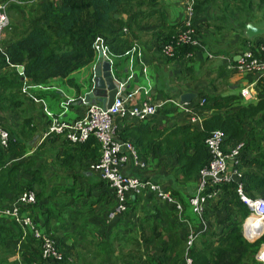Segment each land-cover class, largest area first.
I'll return each mask as SVG.
<instances>
[{"label":"trees","instance_id":"1","mask_svg":"<svg viewBox=\"0 0 264 264\" xmlns=\"http://www.w3.org/2000/svg\"><path fill=\"white\" fill-rule=\"evenodd\" d=\"M5 1L8 0H0V3ZM21 1L24 3L11 1L8 13L13 17V13L21 14V11H24L22 23L16 24L11 18L10 24L5 28V36L0 40V114H16L19 109H24L27 99L22 92L23 86L29 87L28 91L41 100L39 102H44L46 94L51 93L48 88L52 87V82L56 80H65L78 90V84L70 75L94 62V41L97 37L104 40L110 56L119 60L127 58L124 56L125 52L132 48L134 40L144 32L153 31L161 49L164 44L174 43L178 29L183 24L182 21L169 25L152 23L151 18L155 15L157 20H164L157 0H38L32 5L28 0ZM206 1L194 0V14L201 10V5ZM114 14L118 16L115 17ZM193 25L195 26L194 18ZM124 28L126 32H123ZM157 28L160 29L156 31ZM195 29L197 31L196 27ZM263 41L264 39H260L258 42ZM197 49L182 44L176 47L175 57L166 59H186L190 57L188 53L194 55ZM19 65L23 66L22 73L17 70ZM254 86L255 101L244 100L240 93L198 94V100L205 99L203 106L198 105L195 99L190 103L198 111L211 112L208 117L202 119L201 126L186 122L157 127L151 124L156 117L154 116L148 121H123L118 137L130 141L143 161L153 148L171 153L175 158L171 168L172 178L190 183L197 181L199 169L209 161L205 138L211 131L219 129L225 134V145L240 141L244 143L239 155L241 163L238 166L243 173L240 179L243 193L250 198H264V76L258 77ZM56 94L54 91L53 95ZM164 99L172 101L179 97L164 96ZM30 100L35 101L33 98ZM171 101L167 102L159 113H182ZM19 125L22 130L16 132L13 128L0 124V127L9 133L7 146L0 145V209L12 203L23 191H34L35 203L23 206L21 212L29 214L39 229L50 233L56 239L63 252V259L58 262L44 261L39 243L31 233L26 232L21 239L20 226L12 219L0 215V264H72L68 257L74 251L79 256L83 254L81 258L84 257L87 252L83 249L87 244H91L92 257L97 259V262L89 264H114L115 241L109 240L104 234H107L110 226L121 227L122 219L126 223L129 222L127 217H123L130 215L127 213L129 207L124 213L109 220L107 215L115 206L112 194V204H109L111 207L107 213L82 219L84 210H75L71 206L72 203H79L81 197H87V202L82 200L81 203L89 212L94 204L105 203L104 192L112 190L107 181L95 172L99 182L93 187H98L99 194L94 197L77 191L72 185H58L49 193L37 191L35 187L44 183V176L39 169L33 168V161L30 160L32 157L24 156L30 144V140L27 143L28 137H31L34 128L27 122H21ZM61 137L64 139L63 144L61 143L62 149L56 148L48 155H51L54 162L58 159L64 168L70 170L75 164L79 165L78 167H89L99 159L100 146L93 135L78 143H72L60 134L48 135L47 138L54 141L55 138ZM43 147H39L41 153H45L41 151ZM249 164L256 165V168L251 169ZM133 167L139 169L134 165ZM217 188V198L205 208L206 228L202 231L199 220L192 221L194 228L200 231L189 250L192 264H257L255 255L264 242V236L254 241H248L243 236L242 224L250 211L240 199L237 182L225 183ZM172 194L174 195L173 192ZM143 197L137 196L130 201L135 202L131 207L133 211L136 210L135 204L141 199L154 198L158 201L153 194ZM160 203L169 210L154 206L152 210H141L137 216L135 227L138 234L134 242L145 248L155 242L157 245L153 243L154 248L160 249L158 254L149 253L144 260L142 258L140 264H182L185 237L180 236L179 222L175 219L173 209L163 202ZM65 213L68 215L64 222L62 216ZM53 220L56 222L53 223ZM66 226L73 229L68 231ZM65 237L70 240L69 244L64 240ZM121 239L118 238L122 241ZM5 244L12 248L8 256L3 258L1 249ZM17 253L18 260H9Z\"/></svg>","mask_w":264,"mask_h":264},{"label":"built area","instance_id":"2","mask_svg":"<svg viewBox=\"0 0 264 264\" xmlns=\"http://www.w3.org/2000/svg\"><path fill=\"white\" fill-rule=\"evenodd\" d=\"M14 0H8L0 3V40L5 28L10 24L8 16L9 3ZM29 1V2H28ZM25 2L32 3L36 0H28ZM16 3L22 4L24 1L15 0ZM193 3L194 0H185L184 13L182 19V26L179 27L174 43L164 44L160 53L165 58H173L176 55V47L182 44L201 47L199 34L193 25ZM126 32V28L123 29ZM95 60L89 65L91 70L90 85L93 86V68L97 62L98 54L106 58L110 63V71L114 77L115 86L117 89L113 103L110 107H103L97 101H90L86 105L83 116L75 120H66L64 117L66 108L73 102L78 101L82 96L76 98H66L60 102L61 111L53 113L48 109L45 102H40L43 105V110L48 119L45 136L52 134H60L72 143L85 141L90 135H93L100 146V157L96 162L90 164L89 168L98 176L107 181L110 188L113 190L115 206L109 211L108 219L112 220L117 215L124 213L128 208V203L137 196L144 194H153V196L160 202H163L173 209L175 217L180 221H185L186 207L194 214L192 220L187 221L189 226L194 228L192 221L198 219L202 226V231L206 228L204 212L207 204L214 201L218 196L217 186L237 182V192L240 199L247 205L250 213L244 220V224L250 218L264 223V198L256 197L250 198L242 191L240 179L242 171L240 166L239 155L242 151L244 143L242 141L232 145H225V134L219 129H215L209 133L205 138L204 144L209 154V161L206 165L201 167L198 171V178L196 181L195 191L188 198L187 206L181 200L175 197L169 190H167L161 183L151 180L150 178L138 177L126 174L121 167L128 161H131L135 167L144 169L146 162L138 157L133 144L127 140H121L118 137L120 124L119 120L123 121H148L159 114V110L165 106L171 99H164L162 97H155L152 93L150 85L138 86L134 90H128L127 84L134 77L135 64L138 62L141 65V71L146 75V66L141 63V51L134 44L131 49L125 52L127 56V72L123 81H120L115 76V61L110 56L108 46L104 40L97 37L94 41ZM188 53V56H191ZM211 57V54H207ZM228 67L234 68L242 75H255L258 77L264 76V41L256 42L242 52H240L238 59L233 63H229ZM256 78V79H257ZM256 82V80H255ZM255 82L248 83L240 90V95L244 100L254 99L256 96ZM27 86H23L22 92L29 95L36 102L38 100L32 93L28 92ZM32 88V87H31ZM90 90H87L90 91ZM141 93L143 98L138 102H133V95ZM173 105L187 114L188 120L192 124H200L202 118L198 114V110L191 103H182L179 99L172 100ZM204 98L197 100V104L203 106ZM9 141V133L0 127V145L5 147ZM226 146V147H225ZM36 201L35 192L32 190H25L8 206L0 209V215H4L12 219L21 228L22 236L24 238L26 232H30L40 246V254L44 261L58 262L63 259V252L59 248L56 239L50 234L39 229L32 217L29 214L22 213L23 206L32 205ZM187 223V224H188ZM242 224L243 234L247 239L253 237H261V233H250L247 231L245 225ZM189 228L185 237V252L183 253L182 264H192L189 256V250L194 243L199 230ZM257 238V239H258ZM246 239V240H247ZM256 240V239H255ZM249 241V240H248ZM254 241V240H253ZM17 244V248H19ZM255 257L264 264V248L256 253ZM19 253L11 257V261L18 260Z\"/></svg>","mask_w":264,"mask_h":264},{"label":"crops","instance_id":"3","mask_svg":"<svg viewBox=\"0 0 264 264\" xmlns=\"http://www.w3.org/2000/svg\"><path fill=\"white\" fill-rule=\"evenodd\" d=\"M37 1L38 0H36L34 3H36ZM157 2L161 6V11L163 12L164 15L163 18L164 20L162 21L157 20L156 18L157 15H155L151 18L152 23H156L157 25L161 23L164 25H169L171 23L182 21L183 17L185 16L184 13L185 0H157ZM32 3H30V5H32ZM241 3L243 4L246 3V8H243ZM250 3L251 1L245 2L244 0H238V3L232 6V3L228 0H207L205 3H203V5H201V10H197L194 17L195 27L197 28L201 43H203L211 53L215 54L213 58L211 57L209 58V56H206V54H204L203 52V49L201 47H198L195 54L194 55L192 54L189 58L166 59L160 53V48L158 47V42L153 31L144 32L145 34L143 33L139 38H136L134 40V44H137V47L141 51V63L146 66L147 72L146 75L143 74L141 71V65L138 62H136L134 77L127 84L129 92L134 90L138 86L150 85L154 96L163 97V98L164 96L179 97V95L184 92H193L196 93V96L199 93L209 94V95H213V94L233 95L240 93L241 88H243L248 83L255 82L257 76L242 75L239 74L234 68L228 67L229 63L235 62L233 58L239 56L240 52H242L250 45L258 42L260 39H264V20H262L263 24L261 22L259 23V21H261V18L258 14L259 7L262 8L264 7V0H258L257 2H255L254 5L256 6H252L253 3L252 5ZM235 9L239 12L241 11V13L236 15ZM22 12L24 11H21V13ZM8 16L11 22V18L13 17L9 13ZM249 22H251L254 26L258 28H262L263 32L250 38L247 37L245 35L244 26ZM159 29L160 28H157L156 31ZM4 31L1 35V39L3 38V34L5 36ZM127 65L128 64L126 62V58L125 59L120 58L119 60H117V66L115 65L116 67L114 72L115 76L118 77L119 79L124 78L127 72ZM83 68H84L83 72H80L81 77H74L73 76L74 72L70 75V78L78 84L79 86L78 90L77 88L69 85L67 81L61 80L63 83L65 81V84L67 86L66 87L67 91L64 92L62 88H60L59 85L54 84L53 82L55 81H53L52 87L48 88V90H50L51 93L48 94L53 96V92L58 89V93H61L64 99L76 98L82 96L85 92H87V90H90L91 88L90 66H85ZM142 98L143 95L141 93L133 95V102H138ZM255 98L253 101H255ZM35 103L36 105L40 104L39 102H35ZM85 109H86L85 104H75L73 102L72 104L69 105V108H67L64 117L66 118V120L67 119H69L70 121L75 120L78 117L83 116V114L85 113ZM202 111H203L202 113L203 117H201L202 119L208 117L211 114L210 111H205V110ZM52 112L57 113L54 112V110ZM153 120L154 121L151 124H154L157 127H164V126L169 127V126L180 125L189 122L187 114L177 113V112H170L169 114L159 113ZM47 122L48 120H46V123ZM201 122L200 124H195V125L201 126ZM122 123L123 120H119L118 124H120V126ZM43 137L45 138L46 136L43 135ZM148 157L147 158L152 161V165H150V163L149 164L147 163L146 164L147 166L143 170L134 168L131 161H128L126 164H124L121 167V169L126 174H131L144 178H150L151 180L156 182L161 180L162 177H165L167 180H165V182L162 183V185L171 193L173 192L174 195L179 200H181L185 206H187L188 198L195 191L196 181L187 183L182 180H174L172 178L171 168L175 158L171 153L167 152L166 150L153 148L148 153ZM57 165L63 168L64 170L66 169L61 165L60 162H57ZM249 167H251V169H255L256 165L249 164ZM87 173L95 174L92 171ZM98 179L93 180L92 177L87 176V183H89V185L86 194L95 193V192L98 193L94 196H97L99 194L98 187H93L95 186V183L99 182ZM62 185L70 186L69 184H65V183ZM112 194H113L112 190L110 189H108L107 192L106 191L104 192L105 195L104 197H106L105 200L109 201V197H110L109 204H112V200H113V198H111ZM143 196L148 197L149 194H144ZM71 206L76 210L77 208L80 207V204L72 203ZM144 209H148V208H144ZM187 209L188 208L186 207V211ZM67 215L68 214L65 213V215L62 216V218H64V222L65 220H67L66 218ZM138 215L136 214L134 215V217L132 216L134 222L138 221L137 218ZM192 218L193 216L188 217L186 215L185 217H182V219L186 220V222L180 221L177 218H175L180 223V224L178 223L180 236L186 237L189 228H192L189 226V223L187 221L192 220ZM52 222L54 223L56 221L53 220ZM59 224L61 223L59 222ZM246 224H244L246 229L248 230V228H251V232H252L254 228L247 226ZM122 226L123 225H121V227L118 228L119 226L116 225L114 232H112L113 229L111 228L112 227L111 226L109 228V231H111L110 233H114V234L112 237H108V238L117 241L118 237L119 238L124 237L123 234L124 228H122ZM255 227L257 229V232L259 231L261 233L260 236H264V223L261 222L258 226ZM192 229L196 230L195 228ZM59 231L60 233L62 232V230ZM257 238L258 237L247 239L245 237V239L249 241H253ZM64 240H66L68 244L70 243V240L66 239V237ZM260 247L261 249L264 248V242L260 245ZM11 257L9 258V260L11 259Z\"/></svg>","mask_w":264,"mask_h":264},{"label":"rangeland","instance_id":"4","mask_svg":"<svg viewBox=\"0 0 264 264\" xmlns=\"http://www.w3.org/2000/svg\"><path fill=\"white\" fill-rule=\"evenodd\" d=\"M53 1H56V0H53ZM228 1H230L232 3V6L236 3H238V0H228ZM244 1L245 2L251 1L250 4L252 5V3H253L252 6H256V5H254V3L257 2L258 0H244ZM241 5L243 8H246V3L245 4L241 3ZM239 13H241V11L239 12L235 9V14L237 15ZM258 14L261 18V21H259V23L261 22L263 24L262 20H264V7L263 8L259 7ZM24 15H25L24 12H22L21 14H14L13 13V22H15L16 24H21ZM194 16H195V14H194ZM258 25H260V24H258ZM3 37H4V34H3ZM200 45L202 46L204 54H206V53L211 54V58H213L215 56V54L211 53L209 51V49L203 43H201V41H200ZM113 60L115 61L116 66H117V61H116L117 59H115L113 57ZM83 70H84V68L78 69L77 72L73 73V76L74 77H81L80 72H83ZM90 78H91V76H90ZM53 83L56 85H59L60 88H62V90L64 92L67 91V88H66L67 86L65 84V81L63 83L61 80H56ZM56 92H57V94L53 95V96L46 94L44 99H45V103L50 107V108L47 107L48 109H51V110L53 109L54 112H59L62 110V108L60 106V102L64 101V98L61 95V93H58V89L56 90ZM221 95H226V94H221ZM29 97H30L29 95L24 94V98L27 99L25 102V105L23 106L24 109H19V111L16 114L15 113H11V114L1 113L0 119H2V121H0V124L2 126H7L8 128H13V130L16 132L22 130V129H19L20 128L19 124L21 122L22 123L27 122V124H29L30 126H32L34 128L33 134L31 135V137H28L27 143L30 140V144L27 146V153L24 156L32 157L30 160L33 161V166H34L33 168L39 169L41 174L44 176V183L42 185L35 187V189L37 191L40 190V191H43L45 193H47V192L49 193L53 187H56L58 185L61 186L62 184L65 183V184L75 186L77 191L83 192V194H86L87 188L89 185V183H87V176L92 177L93 180L98 179V177L95 174L87 173V172H91V170L88 166L78 167L79 165L75 164L74 165L75 167L73 166L72 169H70V170L65 169L64 170L63 168H61L57 165L58 159L54 162L51 155H48V153L52 154V150H55L56 148L62 149L61 143L64 142V139L61 137V138H55V140L52 141L53 139L47 138L48 136H46L45 138L43 137L44 133L46 132V125L48 123V122L46 123L47 116L44 113L43 105L40 102L39 103L42 106L40 104L36 105L35 102L30 100L31 97L30 98ZM194 99H195V101L197 100L196 98H194ZM67 108H69V106ZM67 108H66V110H67ZM197 112H198L200 118L203 117L202 116V113H203L202 110H199ZM25 118H29V119H25ZM45 123H46V125H45ZM263 144H264V142H263ZM41 145L44 146L41 149V151L45 152V153H41L39 151V147ZM249 154H250V151L248 152L247 155L249 156ZM148 158L147 157L144 158L146 161V164L150 163V165H152V161ZM165 180H167V179L165 177H162L161 180H159L157 182H160L162 184L165 182ZM97 193L98 192L89 193V194H91V196H94ZM86 199H87V197H81V199L79 201V204H80L79 208H82L84 210V213H85V215L82 217V219L83 218L87 219V216L89 219L90 216L94 215V214L102 215V214L107 213L110 210V207H111L109 205L110 197H109V201L106 200L105 203L95 204L89 212L87 211V207L83 206V204L81 203L82 200L86 201ZM141 200L139 203L135 204V207H136L135 211H133V209L131 208L135 202L134 203L129 202V205H128L129 209H128L127 213H129L131 216L130 215H124L123 217H127L130 220V219H132V216L134 217V215H136V214L138 215L142 209L148 208L149 210H152V208H154V206H158L161 210H169L165 205L154 200V198H150L148 200L144 199L142 201ZM186 216L192 217V216H194V214L191 212L190 209H187ZM106 221L110 222L107 219H106ZM121 224L123 225L122 228H124V231H123L124 237H122V239H121L122 241H120V240L115 241L114 239L108 238L111 241H115L114 247H115L116 254H115V257L113 258V260L115 261L114 264H140V261L142 260V258L144 260L145 257L149 253H151L153 255L158 254V251L160 249H159V247L154 248L153 243H155V242L150 244V247H146V248H145V246L140 247L138 244H136L134 242V238L138 234L136 227H135L136 222H134V219L130 220L128 223H126V221L124 219H122ZM109 228L107 230H109ZM111 228L113 229L112 232H114L115 225H113ZM118 228H120V227H118ZM65 229L68 231H71L73 229V227L66 226ZM110 232L111 231H107V234H104V235H107V237H112L114 233H110ZM104 235H101V236H104ZM94 236L99 237L97 235H94ZM90 238H92V236ZM97 239H99V238H97ZM97 239H95V240H97ZM87 242H89V241H87ZM155 244L157 245V243H155ZM85 247L86 248L83 250L86 251L87 254L84 257L81 258L80 256H82L83 254L79 256V254H76L74 251V253L70 257H68V260L70 262H72V264H89L91 262H97V259L96 258L94 259L92 257L91 253H92L93 248H91V244L90 245L87 244V246H85ZM11 248H12V246H10L9 244L3 245L2 249H1V256L3 258H6L8 256V254L10 253ZM183 249L185 252V241L183 243ZM260 249H261V247H259V250ZM259 250H258V252H259ZM255 259H256L257 264H262V262L257 259V256L255 257ZM141 264H143V263H141Z\"/></svg>","mask_w":264,"mask_h":264},{"label":"water","instance_id":"5","mask_svg":"<svg viewBox=\"0 0 264 264\" xmlns=\"http://www.w3.org/2000/svg\"><path fill=\"white\" fill-rule=\"evenodd\" d=\"M115 17L118 14H114ZM245 35L247 37H253L259 33L263 32L262 28L254 26L251 22L245 24ZM239 56L233 58L237 60ZM19 73L23 72V66H17ZM124 78H120L123 81ZM117 89L114 82V77L110 71V63L102 55L98 54L97 62L93 68V86L92 89L86 92L83 99L75 101V104H87L90 101H97L102 104L103 107H110L113 103L114 97L116 95ZM196 97V93L184 92L179 95V100L182 103H189Z\"/></svg>","mask_w":264,"mask_h":264},{"label":"bare ground","instance_id":"6","mask_svg":"<svg viewBox=\"0 0 264 264\" xmlns=\"http://www.w3.org/2000/svg\"><path fill=\"white\" fill-rule=\"evenodd\" d=\"M259 221L257 220V222H256V219H254V218H250V219H248V221H247V226H250V227H252V228H254L253 229V231L251 232V228H248V232H250V233H256L257 232V229H256V227L255 226H258L259 225ZM261 228V227H260Z\"/></svg>","mask_w":264,"mask_h":264},{"label":"clouds","instance_id":"7","mask_svg":"<svg viewBox=\"0 0 264 264\" xmlns=\"http://www.w3.org/2000/svg\"><path fill=\"white\" fill-rule=\"evenodd\" d=\"M196 98V97H195ZM197 99V98H196ZM194 100V99H193ZM198 100V99H197ZM190 103V102H189Z\"/></svg>","mask_w":264,"mask_h":264}]
</instances>
